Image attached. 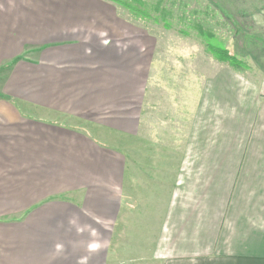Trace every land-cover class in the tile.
<instances>
[{"label":"crops","instance_id":"crops-1","mask_svg":"<svg viewBox=\"0 0 264 264\" xmlns=\"http://www.w3.org/2000/svg\"><path fill=\"white\" fill-rule=\"evenodd\" d=\"M121 4L0 0V264H264V49L181 97Z\"/></svg>","mask_w":264,"mask_h":264},{"label":"rangeland","instance_id":"rangeland-1","mask_svg":"<svg viewBox=\"0 0 264 264\" xmlns=\"http://www.w3.org/2000/svg\"><path fill=\"white\" fill-rule=\"evenodd\" d=\"M115 1L122 3L117 8L122 16L124 32L129 35L138 32L142 48L158 47L159 59L172 62L168 67L163 62L161 71L164 75H171V83L165 81L159 86H167L165 90L170 87L169 90L181 91L178 93L181 97L184 89L195 91L200 78L197 75L209 76L221 66L227 68L226 64L218 62L209 46L246 58L243 61L249 63V52L255 56L264 49V0ZM243 68L244 72L246 69ZM186 75H190V80ZM162 97L167 106L168 95ZM179 100H182L178 101L179 105L184 104L183 99ZM165 138L166 144L170 142L171 138L166 134ZM149 247L142 246V263H134L131 255L125 259L127 264H152L147 259Z\"/></svg>","mask_w":264,"mask_h":264},{"label":"clouds","instance_id":"clouds-1","mask_svg":"<svg viewBox=\"0 0 264 264\" xmlns=\"http://www.w3.org/2000/svg\"><path fill=\"white\" fill-rule=\"evenodd\" d=\"M103 43L105 44V45H107V43H108V41L107 40H105V41H103ZM70 223L71 224H73V225H77V220H72V221H70ZM77 232H79V233H82V232H84V231H86V230H90V235L93 237V238H95L96 236H97V232H96V230L95 229H90V226H88V225H84V226H77ZM101 247V242L99 241V240H97V239H93L89 244H88V249H89V251H95V250H97L98 248H100ZM62 249V245H60V244H57L56 245V250L57 251H60ZM86 261H87V258L86 257H84V258H82L81 260H80V262H79V264H86Z\"/></svg>","mask_w":264,"mask_h":264},{"label":"trees","instance_id":"trees-1","mask_svg":"<svg viewBox=\"0 0 264 264\" xmlns=\"http://www.w3.org/2000/svg\"><path fill=\"white\" fill-rule=\"evenodd\" d=\"M199 29V28H198ZM200 30V29H199ZM201 31V30H200ZM211 52H213V54L217 57H219L218 59L220 60H226L228 62L232 61V57L229 56L228 52L226 51H223V50H217L216 48L214 47H210L208 48Z\"/></svg>","mask_w":264,"mask_h":264}]
</instances>
